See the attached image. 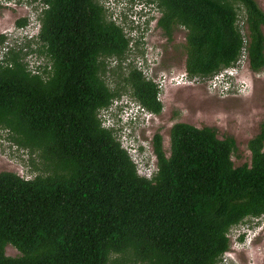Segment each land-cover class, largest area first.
<instances>
[{
  "label": "trees",
  "instance_id": "1",
  "mask_svg": "<svg viewBox=\"0 0 264 264\" xmlns=\"http://www.w3.org/2000/svg\"><path fill=\"white\" fill-rule=\"evenodd\" d=\"M14 1L40 3L32 39L48 63L28 69L24 36L0 61V129L42 168L30 180L0 173V264H218L230 229L264 215V122L238 167L232 137L175 123L169 154L154 134L156 171L139 176L98 114L125 88L152 115L162 105L156 83L128 61L132 39L106 0H0V10ZM136 2L157 10L166 40L184 29L189 79L207 80L242 56L250 72L264 69V12L254 0H125ZM8 245L19 255L6 256Z\"/></svg>",
  "mask_w": 264,
  "mask_h": 264
},
{
  "label": "rangeland",
  "instance_id": "2",
  "mask_svg": "<svg viewBox=\"0 0 264 264\" xmlns=\"http://www.w3.org/2000/svg\"><path fill=\"white\" fill-rule=\"evenodd\" d=\"M254 1L264 12V0ZM118 2L120 1L117 3L115 0L110 1L109 6H105L106 12L108 15L111 14V19L115 17L113 15L115 13L130 20L134 29L137 28L136 35L140 39L128 53L130 58L128 61L142 72L147 71L146 75L143 73L146 77H159L163 80V87L157 96L162 105L161 113L152 115L141 112L136 123L130 126L132 128L120 137L121 146L130 156L137 174L144 177L155 173L156 158L152 152L151 139L158 133L162 139V149L168 155L169 131L175 123H184L195 128H212L219 139L232 137L236 145V151L231 157L233 165L238 167L245 163L249 164L248 142L258 133L259 125L264 122V69L259 73L250 72L245 68L247 62L242 56L239 65L245 67L238 73L236 79L243 82V90L240 93L233 91L225 97L218 94V89L207 86L209 79H197L195 82L183 84L180 75H186L182 47L184 29H175L171 41H168L156 26L155 21L159 14L155 8L144 6L145 10L142 11L148 15L149 20L145 26H139L141 17L137 11H140L141 5L131 7L127 3ZM40 9L39 2L14 1L3 4L0 10V35H3L5 40L0 44L1 52L4 51L2 50L4 46L7 47V51L10 48L15 50L19 48L18 42H13V38L21 37L24 32L31 33L28 31L32 30L35 14ZM23 19H26L28 25L22 31L16 23ZM239 25L242 27L241 15ZM125 27L123 29H126ZM262 33L264 35V28ZM27 47L23 48L22 55L28 69L32 70L48 63L45 56L36 52L37 45L28 44ZM138 63H142V66ZM105 77L107 81L111 80L107 72ZM174 77L175 80L170 81ZM234 85L233 78L232 86ZM124 94L126 100L134 102L128 88H125ZM133 105L137 107L136 104ZM6 137V132L0 129V173L11 172L25 180L33 179L41 173L42 168L35 154L18 148L6 140ZM31 159L33 160L30 161ZM228 239L229 251L218 264H264V215L257 219H247L231 228ZM5 255L13 258L19 253L8 245L5 248Z\"/></svg>",
  "mask_w": 264,
  "mask_h": 264
},
{
  "label": "clouds",
  "instance_id": "3",
  "mask_svg": "<svg viewBox=\"0 0 264 264\" xmlns=\"http://www.w3.org/2000/svg\"><path fill=\"white\" fill-rule=\"evenodd\" d=\"M110 1H112V0H110ZM110 1L106 0V2L104 3V6L108 7ZM115 1L117 3L118 0H115ZM119 1L120 2H118V3H120V4L125 3V0H119ZM128 5L131 6V7H133L135 5L136 6L137 5L138 6L141 5L140 6V11H137L139 13V16L141 17L138 25L139 26H141V25L145 26V24L149 20V17L142 10H145V9H143L144 6L151 7L152 9H154V7H152L151 5H146V4H142V3H138V2H136L134 4H128ZM113 15L115 16V17H113L114 22H116L117 24H119V25H121L123 27L126 26L125 27L126 28L125 29V34L128 37H130V39H132V42L130 43V45H132L131 46V50H132L133 49V42L135 40L136 41L140 40L139 37L136 35L137 28L134 29V27L132 26V22L130 20L126 19L124 16H122L120 14L118 16L115 13H113ZM20 29L23 31V28H20ZM27 29H29V28L27 27ZM31 29L32 30L28 31V32L31 31V33H26V34L22 35V36H24L26 38V40H28L27 41V45L28 44H35L36 40L32 39V38H35V36L37 34V31H39V28L37 29V27H35V26H33ZM18 39L19 38H17V39L13 38V42H18L17 41ZM29 39H31V40H29ZM18 44H19V42H18ZM129 59L130 58H128V60ZM108 61H109V65L110 66H113L116 63V60H114V59H110ZM245 68L247 69V66ZM149 69L151 70V67H149ZM143 73H145V75H146L147 71H143L142 74ZM145 78H146V76H145ZM151 78H153V77L146 78V79L147 80H151V81H153V79H156V78H153V79H151ZM157 78H159V77H157ZM156 85H157V83H156ZM157 88H158V85H157ZM158 91H160V90L158 89ZM158 94H159V92H158ZM133 104H136L137 107H135ZM141 112L144 114V112H146V111H144L137 103H134V102H132L130 100H126L122 96L120 98L113 99L112 102L110 103V105L107 108L100 110L99 114H98V118H99L100 123H101L103 128H106L108 130L109 129H113L115 131L114 134H115L117 140L120 142V145H121L122 142L120 140V137L122 135H124L125 131H127V130L132 128L130 126H133L132 124L136 123V120H137L138 116L141 115ZM117 125H119L120 127H117ZM128 139H130V137H128ZM144 177L147 178V179H150L151 175L150 176H144Z\"/></svg>",
  "mask_w": 264,
  "mask_h": 264
},
{
  "label": "built area",
  "instance_id": "4",
  "mask_svg": "<svg viewBox=\"0 0 264 264\" xmlns=\"http://www.w3.org/2000/svg\"><path fill=\"white\" fill-rule=\"evenodd\" d=\"M26 34V32L23 33V35ZM2 50L4 51H0V61L3 59V57L6 55L5 52L7 51V47H3ZM7 53V52H6ZM140 64V66H142V63H138ZM245 65H239V61L236 63L235 66L225 69L219 73H217L216 75H214L213 77H211L208 81H207V86L209 88L212 89H218V94L221 97H225L228 96L230 93H232L233 91L236 93H240L243 90V82L240 80H237L236 77L238 75L239 72H241L244 69ZM32 72L35 73L34 69H32ZM146 78H150V77H146ZM181 78V82L184 83H192L197 81V79H189L186 77L185 74H181L180 75ZM235 79V85L232 86V79ZM153 79V78H151ZM175 80L174 78H171V80ZM153 81L155 83H157L158 85V89L161 90L163 87V80H160V78H156L153 79ZM240 82V84L238 83Z\"/></svg>",
  "mask_w": 264,
  "mask_h": 264
}]
</instances>
